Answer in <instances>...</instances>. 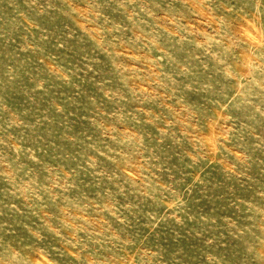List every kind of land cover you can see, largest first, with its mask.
I'll list each match as a JSON object with an SVG mask.
<instances>
[{"label":"rangeland","instance_id":"374dc122","mask_svg":"<svg viewBox=\"0 0 264 264\" xmlns=\"http://www.w3.org/2000/svg\"><path fill=\"white\" fill-rule=\"evenodd\" d=\"M0 264H264V0H0Z\"/></svg>","mask_w":264,"mask_h":264}]
</instances>
